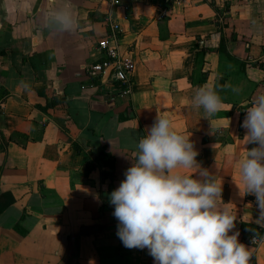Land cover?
<instances>
[{
  "label": "crops",
  "instance_id": "1",
  "mask_svg": "<svg viewBox=\"0 0 264 264\" xmlns=\"http://www.w3.org/2000/svg\"><path fill=\"white\" fill-rule=\"evenodd\" d=\"M121 3L128 10L111 15L136 66L131 94L112 99L117 87L86 72L106 0H0V264H154L147 249L123 246L109 195L157 116L191 133L197 160L222 179L218 207L236 212L238 240L264 238L255 197L236 186L237 158L253 147L242 138L246 107L264 91V0ZM53 4L71 5L76 31L43 26ZM213 82L224 103L206 118L190 98ZM250 264H264V241Z\"/></svg>",
  "mask_w": 264,
  "mask_h": 264
},
{
  "label": "clouds",
  "instance_id": "2",
  "mask_svg": "<svg viewBox=\"0 0 264 264\" xmlns=\"http://www.w3.org/2000/svg\"><path fill=\"white\" fill-rule=\"evenodd\" d=\"M43 26L73 32L80 20L70 4H53ZM223 103L219 85L213 82L197 87L189 106L203 109L207 118L221 111ZM241 127L246 129L244 145L253 147H244L246 152L237 158L236 186L241 196L255 197V222L264 227V91L246 107ZM190 136L168 117L157 116L138 140L131 165L109 195L118 221L116 234L126 248L147 249L154 264H250L252 248L233 231L236 212L218 207L222 179L197 160L199 152Z\"/></svg>",
  "mask_w": 264,
  "mask_h": 264
},
{
  "label": "built area",
  "instance_id": "3",
  "mask_svg": "<svg viewBox=\"0 0 264 264\" xmlns=\"http://www.w3.org/2000/svg\"><path fill=\"white\" fill-rule=\"evenodd\" d=\"M106 3L110 11L104 20L107 28L106 34L96 41L95 51L99 58L90 64L86 72L91 78L103 80L117 87V92L112 99L115 97L124 98L131 94L132 75L136 62L134 59V50L131 47H121V38L124 31L120 22L111 13L115 7H122L125 11L129 7L128 5L122 4L121 0H106ZM253 239L255 243H253ZM263 241L264 238L259 236H248L244 238V243L252 248L253 256Z\"/></svg>",
  "mask_w": 264,
  "mask_h": 264
},
{
  "label": "trees",
  "instance_id": "4",
  "mask_svg": "<svg viewBox=\"0 0 264 264\" xmlns=\"http://www.w3.org/2000/svg\"><path fill=\"white\" fill-rule=\"evenodd\" d=\"M114 164H115L114 158L110 154L103 152L102 161H101V167L103 168L102 177H107L109 179H112ZM104 169H108V170H104Z\"/></svg>",
  "mask_w": 264,
  "mask_h": 264
}]
</instances>
